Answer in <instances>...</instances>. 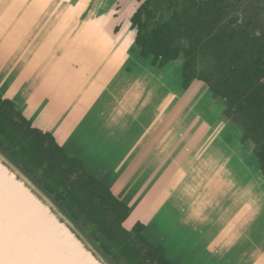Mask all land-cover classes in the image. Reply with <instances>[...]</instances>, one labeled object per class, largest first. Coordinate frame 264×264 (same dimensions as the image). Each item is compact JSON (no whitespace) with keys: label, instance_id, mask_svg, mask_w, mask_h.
I'll return each instance as SVG.
<instances>
[{"label":"crops","instance_id":"crops-1","mask_svg":"<svg viewBox=\"0 0 264 264\" xmlns=\"http://www.w3.org/2000/svg\"><path fill=\"white\" fill-rule=\"evenodd\" d=\"M26 1L0 0V98L106 184L129 207L123 226L142 224L171 263L264 264V184L211 138L200 98L164 81L153 59L132 64L136 35L116 41L96 11L84 23L79 0Z\"/></svg>","mask_w":264,"mask_h":264},{"label":"trees","instance_id":"trees-1","mask_svg":"<svg viewBox=\"0 0 264 264\" xmlns=\"http://www.w3.org/2000/svg\"><path fill=\"white\" fill-rule=\"evenodd\" d=\"M228 1L146 0L131 19L135 45L158 68L181 59L182 89L198 80L224 102L225 117L242 130V141L253 145L264 176V36L260 41L229 17ZM0 146L88 228L117 264H173L162 247L146 241L142 224L125 229L129 207L106 184L2 98Z\"/></svg>","mask_w":264,"mask_h":264},{"label":"water","instance_id":"water-1","mask_svg":"<svg viewBox=\"0 0 264 264\" xmlns=\"http://www.w3.org/2000/svg\"><path fill=\"white\" fill-rule=\"evenodd\" d=\"M0 169L4 171L7 182L0 185L4 199H10L11 193L21 197H11L18 210L23 213L22 227L28 222L34 226L27 233L34 246L41 252H34L46 260L60 258V254L74 256L82 264H117L100 244L91 236L90 231L81 222L76 221L70 213L50 194L36 178L30 175L22 164L16 161L9 151L0 146ZM0 170V176H1ZM27 228V226H26ZM26 233V232H25ZM9 240L12 237L9 236ZM52 240L56 254H46L45 250ZM51 251V250H48ZM9 251L4 257H11ZM62 262H64L62 260ZM7 264V263H2Z\"/></svg>","mask_w":264,"mask_h":264},{"label":"rangeland","instance_id":"rangeland-1","mask_svg":"<svg viewBox=\"0 0 264 264\" xmlns=\"http://www.w3.org/2000/svg\"><path fill=\"white\" fill-rule=\"evenodd\" d=\"M137 4L138 3L130 2L128 0H79L76 9L84 11L82 16V20L84 23L89 20L91 12L96 11L95 14H93L94 18L99 19L98 21H100L102 25L115 27L116 41L119 40V36L123 32H125L127 37L132 36V41L133 36L136 35L137 30L128 24V20L134 13ZM57 5L58 3L52 4L53 7H57ZM59 8L70 10L73 9V5L71 4L70 6V2H67L66 5H62ZM128 51L132 64H134V61L141 60V56L139 55V48L135 45V43H133V41L131 48ZM151 61L152 57L150 56L147 58V62L151 63ZM151 66L155 69L158 68L157 66V68L154 67L152 64ZM181 68L182 61L181 59H178L169 62L162 68H158L157 73L161 72L163 74L164 81L169 82L168 80L171 78L172 81L170 82L173 85L177 83L179 90H183L181 87ZM188 89L193 91L194 95L200 98L195 100L197 101V105L204 108V111L201 110L204 112V115L206 116L207 112H209L211 138H222L230 147L234 156H243V161H246L248 164H250V161H252V163L250 164L251 170L253 171V173H257L259 184L261 187L264 184V177L257 172V165L253 160V145L248 142L244 143L242 141V130L228 121V119L225 117L224 102L218 99H214L212 93L208 90L206 85L198 80L192 81ZM205 92L208 93L210 97H207ZM250 165L248 166L250 167Z\"/></svg>","mask_w":264,"mask_h":264},{"label":"bare ground","instance_id":"bare-ground-1","mask_svg":"<svg viewBox=\"0 0 264 264\" xmlns=\"http://www.w3.org/2000/svg\"><path fill=\"white\" fill-rule=\"evenodd\" d=\"M5 1V0H4ZM10 1V0H9ZM26 1V0H25ZM71 1V0H70ZM22 2V1H19ZM18 2V3H19ZM27 2V1H26ZM6 3V2H5ZM13 3V2H10ZM1 4V3H0ZM26 3H24L25 5ZM23 5V4H22ZM37 5L39 6V4L37 3ZM41 5V4H40ZM4 6V5H3ZM11 6V5H10ZM36 6V4H35ZM42 6V5H41ZM17 7V5H16ZM20 7V4H19ZM18 10H21L19 9ZM22 7V6H21ZM20 7V8H21ZM40 7V6H39ZM44 7V6H43ZM58 7V6H57ZM56 7V8H57ZM35 8V7H34ZM55 8V9H56ZM1 9V8H0ZM15 9V8H14ZM32 9V8H31ZM39 10V9H38ZM40 10L41 7H40ZM44 10V9H43ZM43 12V11H42ZM48 12V11H47ZM6 13V11H5ZM52 13V12H51ZM5 15V14H4ZM3 15V16H4ZM47 15V14H46ZM39 16V15H37ZM30 17V16H29ZM35 18V17H34ZM49 18V17H48ZM22 19V18H21ZM25 20V18H24ZM27 20V19H26ZM32 20V19H31ZM36 20V19H35ZM14 21V20H13ZM13 21L12 22L13 24ZM23 20H21L22 22ZM62 21V20H61ZM9 22L7 23V25H9ZM29 22H33L30 21ZM28 22V23H29ZM54 22V21H53ZM24 23V22H23ZM22 23V24H23ZM27 23V24H28ZM0 24H3L2 22ZM26 24V23H25ZM24 24V26H25ZM55 24V23H54ZM5 26V25H4ZM19 27V26H18ZM22 27V26H21ZM50 27V26H49ZM5 28V27H4ZM20 28V27H19ZM24 28V27H23ZM30 28V27H29ZM7 29V28H6ZM5 29V31H6ZM42 29V28H41ZM48 29V28H47ZM14 30V29H13ZM22 29H20L21 31ZM74 30V29H73ZM19 31V32H20ZM47 31V30H46ZM7 32V31H6ZM76 32V31H75ZM4 33V32H3ZM2 33V34H3ZM21 33V32H20ZM40 33V32H39ZM4 37H6V34H3ZM2 35V36H3ZM8 35V34H7ZM1 36V37H2ZM46 36V35H45ZM44 38V37H43ZM10 39V38H9ZM13 40V39H12ZM48 40V39H46ZM65 41V40H64ZM3 42V41H2ZM8 42V41H7ZM40 42V41H39ZM78 42V41H77ZM31 43V42H30ZM79 43V42H78ZM13 44V43H12ZM3 45V44H2ZM14 45V44H13ZM4 46V45H3ZM31 46V45H30ZM2 47V46H1ZM0 47V48H1ZM36 47V46H35ZM34 47V48H35ZM3 48V47H2ZM58 48V47H57ZM61 49V48H60ZM59 49V50H60ZM58 50V51H59ZM98 51V50H97ZM26 52V51H25ZM89 52V51H88ZM56 53V52H55ZM24 54V53H23ZM108 58V57H107ZM19 59V58H18ZM40 59V58H39ZM97 59V57H96ZM30 62V61H29ZM53 62V61H52ZM37 63V62H36ZM104 64V63H103ZM66 66V65H65ZM20 68V67H19ZM137 68V67H136ZM12 69V68H11ZM123 70V69H122ZM36 71V70H35ZM53 72V71H52ZM70 72V71H69ZM68 72V73H69ZM90 73V72H89ZM91 75V74H90ZM93 75V74H92ZM90 79V78H89ZM88 79V80H89ZM87 80V81H88ZM99 80V79H98ZM90 82V81H89ZM100 83V81H99ZM93 84V83H92ZM97 84V83H96ZM94 85V84H93ZM42 86V85H41ZM88 89V88H87ZM90 89V88H89ZM97 89V88H96ZM91 90V89H90ZM102 90V89H101ZM120 90V89H119ZM32 91V90H31ZM94 91V90H93ZM143 91V90H142ZM85 93V92H84ZM94 93V92H93ZM100 94V93H99ZM93 95V94H92ZM118 95V94H117ZM147 95V94H146ZM132 96V95H131ZM117 97V96H116ZM146 97V96H145ZM91 98V97H90ZM141 98V97H139ZM68 99V97H67ZM96 99V98H95ZM135 99V98H134ZM147 99V98H146ZM46 100V99H45ZM145 102V101H144ZM147 102V101H146ZM145 102V103H146ZM110 103V102H109ZM51 104V103H50ZM65 104V103H64ZM115 104V103H114ZM131 104V103H130ZM133 104V103H132ZM112 106V104H110ZM136 105V104H135ZM54 106V105H53ZM119 106V105H118ZM63 107V105L61 106ZM170 107V106H169ZM168 107V108H169ZM171 108V107H170ZM62 109V108H61ZM70 109V108H69ZM118 111V110H117ZM120 111V110H119ZM58 112V111H57ZM65 112V111H64ZM67 112V111H66ZM156 112V111H155ZM142 113V112H141ZM189 114V113H188ZM65 115V113H64ZM70 115V114H69ZM126 115V114H125ZM143 115V114H142ZM66 116V115H65ZM129 116V115H128ZM145 117V116H144ZM188 119V118H187ZM131 120V119H130ZM185 120V119H184ZM182 121V120H181ZM164 130V129H163ZM125 132V131H124ZM163 132V131H162ZM150 138V137H149ZM148 138V139H149ZM150 141V140H149ZM101 142V141H100ZM148 142V141H147ZM171 142V141H169ZM149 143V142H148ZM152 143V142H150ZM149 143V145H150ZM153 144V143H152ZM170 144V143H169ZM99 146V145H98ZM97 146V147H98ZM155 147V146H154ZM167 147V145H166ZM146 148V147H145ZM149 148V147H148ZM147 149V148H146ZM113 150V149H112ZM154 150V149H153ZM161 153V152H160ZM163 153V152H162ZM146 154V153H145ZM150 155V154H149ZM182 155V154H181ZM158 156V155H157ZM146 159V158H145ZM154 160V158L152 159ZM217 166V165H216ZM125 168V167H124ZM122 169V167L120 168V170ZM1 170V169H0ZM4 171L1 170V176H0V185L3 182H7L8 180L6 179V176L4 175ZM222 176V175H221ZM133 180V179H132ZM191 182V181H190ZM192 183V182H191ZM172 186V185H171ZM134 188V187H133ZM135 189V188H134ZM182 194V193H181ZM178 195V194H177ZM10 199H4V194L1 193L0 190V264L2 263H7V264H82V262L78 261L74 256L72 255H68V254H60L61 257L60 258H48L47 262L45 259H43L41 256H39L37 253L34 252H41L40 248L35 247L34 242L32 241V239L29 237V235L27 233H29L28 229L32 228V226H34L33 223L28 222L26 225H24L25 227H22L23 224V220H24V216L22 211L16 207L15 203L12 202L11 197H16V199H19V197H21V195L17 192H15L14 194L11 193V196H9ZM169 198V197H168ZM177 198V197H176ZM210 201V200H209ZM242 206V205H241ZM174 207V206H173ZM177 208V207H176ZM255 218V217H254ZM173 220V219H172ZM179 225V224H178ZM252 225V224H251ZM27 226V228H26ZM250 227V226H249ZM253 227V226H252ZM26 232V233H25ZM31 234V233H29ZM252 235V234H251ZM9 236L12 237V240H9ZM253 237V236H252ZM213 241V239H212ZM211 241V242H212ZM55 244V241L52 240L50 243H48V246L45 250L46 254H56V252L53 250V245ZM264 244V243H263ZM245 245V244H244ZM251 245V244H250ZM257 245V244H256ZM253 247V246H252ZM254 248V247H253ZM51 250V251H48ZM9 251L12 255L11 257L7 258L4 257L5 252ZM204 254V253H203ZM249 254V253H248ZM247 254V255H248ZM264 254V252H263ZM206 255V254H205ZM208 255V254H207ZM244 257V256H243ZM263 257V256H262ZM261 257V258H262ZM245 258V257H244ZM234 259V258H233ZM232 259V260H233ZM263 259V258H262ZM62 260L64 262H62ZM260 261V259H258ZM262 262V261H261ZM206 264V263H205ZM253 264V263H251ZM261 264V263H260Z\"/></svg>","mask_w":264,"mask_h":264},{"label":"flooded vegetation","instance_id":"flooded-vegetation-1","mask_svg":"<svg viewBox=\"0 0 264 264\" xmlns=\"http://www.w3.org/2000/svg\"><path fill=\"white\" fill-rule=\"evenodd\" d=\"M128 1L138 3L133 15L146 2V0H140V1L128 0ZM228 3L231 5V7L228 9L230 15L229 17H236L237 24L240 27L241 26L244 27L247 25L248 26V28L246 29L247 32L249 34L254 35L256 38L260 39L261 41V38H263L264 36V0H229Z\"/></svg>","mask_w":264,"mask_h":264}]
</instances>
